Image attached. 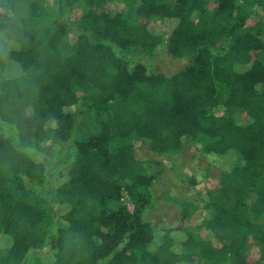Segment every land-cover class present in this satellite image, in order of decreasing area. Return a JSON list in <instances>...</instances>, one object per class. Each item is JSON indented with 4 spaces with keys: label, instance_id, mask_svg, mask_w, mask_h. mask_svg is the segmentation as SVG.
Here are the masks:
<instances>
[{
    "label": "trees",
    "instance_id": "trees-1",
    "mask_svg": "<svg viewBox=\"0 0 264 264\" xmlns=\"http://www.w3.org/2000/svg\"><path fill=\"white\" fill-rule=\"evenodd\" d=\"M184 141L220 176L159 227L135 142ZM197 261L264 264V0H0V264Z\"/></svg>",
    "mask_w": 264,
    "mask_h": 264
},
{
    "label": "rangeland",
    "instance_id": "rangeland-1",
    "mask_svg": "<svg viewBox=\"0 0 264 264\" xmlns=\"http://www.w3.org/2000/svg\"><path fill=\"white\" fill-rule=\"evenodd\" d=\"M163 3H173L177 0H161ZM130 5L127 4L125 10H128ZM102 10V8H101ZM100 10V11H101ZM154 24V22H152ZM154 26L161 30L169 32L173 25L160 27L158 23ZM165 34V33H164ZM164 52H157L154 62L156 71L172 74L188 64L187 59L180 61L169 60L166 58ZM85 91L79 89L77 94L84 96ZM241 114H237L234 118L239 120ZM105 120L110 121V116H104ZM98 121V120H97ZM97 125L93 128L92 133L81 137L83 141L88 140L93 133H95ZM43 148V146H40ZM135 154L137 161H139V173L143 175H153L156 177V182L153 186V197L156 200L155 206L152 207L147 213V220L159 227L163 224H170L179 219L177 204L184 202L185 204H194L198 208L195 210L193 217L188 225L194 226L196 223L195 218H202L200 215L202 209L199 206L200 200L206 195L207 190L213 189L217 184V179L220 176L218 169L219 159L216 156L206 155L199 150V146L190 141H184L182 151L179 155H157L149 151L147 146L141 142H135ZM175 164L183 165L182 169H175ZM193 179V180H191ZM120 205L126 206L128 211L133 212L134 206L125 192L121 195V200L117 203H111L110 209L119 207ZM204 218L207 213L203 212ZM201 234V233H200ZM159 233H155V237ZM248 246L252 247V243L248 242ZM253 254L255 250L251 248ZM194 264H202L196 262Z\"/></svg>",
    "mask_w": 264,
    "mask_h": 264
}]
</instances>
